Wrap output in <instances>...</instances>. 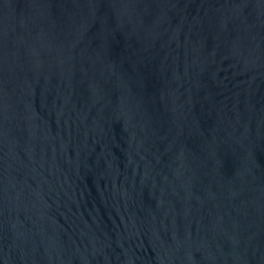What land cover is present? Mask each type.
Returning <instances> with one entry per match:
<instances>
[{"label":"water","instance_id":"1","mask_svg":"<svg viewBox=\"0 0 264 264\" xmlns=\"http://www.w3.org/2000/svg\"><path fill=\"white\" fill-rule=\"evenodd\" d=\"M0 264H264V0H0Z\"/></svg>","mask_w":264,"mask_h":264}]
</instances>
